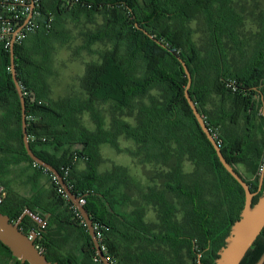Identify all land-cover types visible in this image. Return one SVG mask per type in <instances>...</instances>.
Wrapping results in <instances>:
<instances>
[{"label":"trees","instance_id":"trees-1","mask_svg":"<svg viewBox=\"0 0 264 264\" xmlns=\"http://www.w3.org/2000/svg\"><path fill=\"white\" fill-rule=\"evenodd\" d=\"M37 8L39 28L14 45L27 115L35 116L27 119L33 151L85 198L93 221L104 226L103 243L113 264H216L240 218L245 190L223 166L185 96L188 76L179 56L192 74L191 97L224 156L257 190L264 164V0H40ZM98 16L103 22L97 27L78 29L97 23ZM71 23L84 37L75 51L86 49L97 59L86 63L75 94L54 100L48 67L52 42L70 45ZM98 43L104 47L93 49ZM8 67L13 70L11 47L0 43V129L10 133L14 121L13 137L35 164L24 144L21 99ZM101 104L112 106L108 119ZM128 111L134 122L126 119ZM87 114L94 128L85 123ZM119 136L133 139L138 148L129 151L155 167L148 184L121 165L100 170L105 163L100 146L119 148ZM80 161L85 170L77 169ZM187 163L192 170L185 169ZM239 164L247 166L250 178ZM52 183L59 211L51 215L81 231L83 255L56 260L46 254L59 232L50 223L36 245L57 264H104L96 260L84 217ZM28 205L6 195L0 210L17 221ZM150 211L153 221L147 220ZM35 225L26 216L20 229L29 233ZM263 253L264 229L241 264H256ZM10 262L29 264L0 243V264Z\"/></svg>","mask_w":264,"mask_h":264},{"label":"water","instance_id":"water-1","mask_svg":"<svg viewBox=\"0 0 264 264\" xmlns=\"http://www.w3.org/2000/svg\"><path fill=\"white\" fill-rule=\"evenodd\" d=\"M145 32L153 40L163 46H166L161 40L150 34L148 31ZM14 45L15 44L13 43L11 47V62L13 66L12 73L14 83L18 90L22 104V127L24 134V144L26 146L27 153L35 163L47 169L48 172H51L52 174L57 176L60 181V184L84 217L90 235L92 236L93 242L95 244L98 256L101 258L104 264H112L111 262L106 261V254L102 250L100 241L94 230L93 218L89 214L86 207L80 203L81 197H78L72 192L61 173L50 163L46 162L44 159L39 157L33 151L30 145L29 134L27 130L26 99L21 88V83L19 82L17 71L15 68ZM179 60L181 61L184 70L188 76V84L185 90V96L202 130L214 146L223 166L242 185L245 190V204L241 212L240 218L235 221V223L232 225L230 234L226 238V245L222 247L219 252V257L216 260V264H241L247 252L253 246V244L264 229V164L262 169V175L259 180V191L263 189V193L261 194L258 201L254 203V197L257 195L258 192H254L251 190V187L249 186L248 182L224 156L223 151L221 149V145L217 140V137L209 128L205 118L199 111L197 104L191 97L190 87L192 85L193 80L188 65L186 61L180 56ZM26 216H30L40 226H43V224H45V220L41 216L35 214L30 208H26L17 221H12L9 215L4 214L0 210V243H3L8 246L11 249L13 255L20 259L22 263L28 262L29 264H57L56 262L50 261L45 252L36 245L35 241L38 236V231L35 228L29 233H25L20 229V224ZM198 264L205 263L199 261ZM256 264H264V253Z\"/></svg>","mask_w":264,"mask_h":264},{"label":"crops","instance_id":"crops-1","mask_svg":"<svg viewBox=\"0 0 264 264\" xmlns=\"http://www.w3.org/2000/svg\"><path fill=\"white\" fill-rule=\"evenodd\" d=\"M9 127L10 133L0 129V188H3L6 195L10 197L27 201L29 205L26 208H30L45 220L43 226L35 225L38 236L48 223L53 229L59 231L54 237V242L46 248V254L56 260L81 257L83 255L81 248L84 243L81 231L73 225L59 223L51 215L53 211L57 213L59 208L55 205L50 175L24 158L20 145L14 138L17 129L15 122L12 121ZM31 138L33 139V136ZM47 148L52 151L50 146ZM103 165L100 166L101 171L106 170ZM86 167L87 164L84 161H80L77 165L78 170H85Z\"/></svg>","mask_w":264,"mask_h":264},{"label":"rangeland","instance_id":"rangeland-1","mask_svg":"<svg viewBox=\"0 0 264 264\" xmlns=\"http://www.w3.org/2000/svg\"><path fill=\"white\" fill-rule=\"evenodd\" d=\"M97 23H83L78 29L90 28L93 29L97 27V24H101L103 19L98 16L96 18ZM68 27L73 28L74 38L71 40L70 45H62L60 41L55 40L52 42V59L48 64L51 73L49 74V83L51 85V96L54 100H59L63 97L71 96L70 94H75L80 87V79L83 77L86 71V63L90 60L97 59L96 55H92L90 51L86 49H78V52L75 51V48L80 46L84 42L83 36H77L78 29L71 23ZM103 44H95L93 49L99 50L103 48ZM102 109L104 115L109 118V115L112 111V106L110 104H101L98 106ZM128 111L126 119L131 122H134V117L129 115ZM85 123L90 127L94 128L95 123L90 118V115L87 114L85 117ZM119 143V148L114 147L108 143L102 144L100 146L101 154L105 159L103 167L105 169H110L114 165H121L128 168L129 173L133 178L139 181L142 185L149 183L148 172L154 170L155 167L148 164L140 163L141 158L138 157L135 152L138 146L133 139H127L125 136H119L117 138ZM185 169L192 170L193 166L189 163L185 165ZM238 169L240 172L250 178L252 175L249 172L245 164H239ZM253 179V177H252ZM156 218L153 211H150L147 215V220L153 221Z\"/></svg>","mask_w":264,"mask_h":264},{"label":"built area","instance_id":"built-area-1","mask_svg":"<svg viewBox=\"0 0 264 264\" xmlns=\"http://www.w3.org/2000/svg\"><path fill=\"white\" fill-rule=\"evenodd\" d=\"M39 1L40 0H0V43L4 48H10L13 43L24 41L29 34L35 32L39 28L38 18L41 16V12L37 8ZM8 70H12V68L8 67ZM21 88L24 90L22 85ZM27 119L34 120L35 116L32 114L27 115ZM74 159L77 160L78 157L75 156ZM35 165L39 166L37 163H35ZM44 171L48 172L45 168ZM65 171L68 173L69 167H67ZM50 176L51 179L60 186L58 189L59 193L63 194L65 198H70L60 184L57 176L52 173ZM5 197V190L0 188V209ZM80 203L84 205L86 203L85 198L81 197ZM84 223L87 226L85 219ZM94 230L100 241L101 248L106 254V261L113 264V259L107 254L106 245L103 243L104 226L99 222H94ZM98 259L101 258L97 254L96 260ZM9 264L15 263L10 262Z\"/></svg>","mask_w":264,"mask_h":264},{"label":"flooded vegetation","instance_id":"flooded-vegetation-1","mask_svg":"<svg viewBox=\"0 0 264 264\" xmlns=\"http://www.w3.org/2000/svg\"><path fill=\"white\" fill-rule=\"evenodd\" d=\"M263 187H264V185H263ZM254 192H258L257 195H256V196H258L261 192H263V189L259 191V187H258V189L257 190L255 189Z\"/></svg>","mask_w":264,"mask_h":264}]
</instances>
